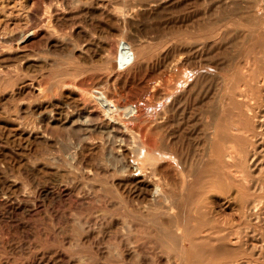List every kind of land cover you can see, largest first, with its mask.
Here are the masks:
<instances>
[{
    "label": "bare ground",
    "instance_id": "obj_1",
    "mask_svg": "<svg viewBox=\"0 0 264 264\" xmlns=\"http://www.w3.org/2000/svg\"><path fill=\"white\" fill-rule=\"evenodd\" d=\"M169 1L13 0L0 141L18 147L0 142V264L25 263L2 255L11 242L32 264H264V0H225L188 33L230 49L215 68L175 58L136 85L125 73L154 61L155 40L124 22ZM32 213L45 225L14 223Z\"/></svg>",
    "mask_w": 264,
    "mask_h": 264
},
{
    "label": "rangeland",
    "instance_id": "obj_2",
    "mask_svg": "<svg viewBox=\"0 0 264 264\" xmlns=\"http://www.w3.org/2000/svg\"><path fill=\"white\" fill-rule=\"evenodd\" d=\"M33 1L34 0H29V4L32 5L33 11L35 12L36 8H35V6H33ZM170 1L168 2L170 4L165 3V5L167 7L164 6V3H162L161 5H158V7L157 6H154V8L152 7L151 8L152 9L151 12L147 13V11L151 10V9H149L147 11L144 10L141 13L137 14L138 16L136 14H131L132 16L128 15V17L129 16L130 17L129 18L127 17V20L125 22H127L128 19H130V18L131 19L127 23L124 22L125 29L127 30V31L125 30L126 33L128 34V31H129L130 33L133 34V32H134L133 35L132 34H130V35L128 34L129 37H133L134 38V36H136L135 38L138 39V37L146 38L147 36H150L149 38H151L152 40L156 41V39H157V42L159 40L158 43L154 41L153 51H152L153 52V57H151L152 60H154V61H150L151 62V63H149L150 67L147 65V66L144 67L145 69H141V68L138 69V67L135 65V62H134L132 64L133 68H130L131 70L129 69L127 71L128 73H125V72L122 73V74H124V73L125 74H129V72H130L131 76L136 74V76H133V80H135L134 82H135L136 85H138V83H139V85H142L143 83H145L147 81V79L149 78V76H151L153 73L159 71L158 69L163 70L167 66L169 67V68L167 67L168 70L172 69V68L175 69L174 65L177 62L176 60H179V62H178L179 65L180 64L183 65L184 63H186L185 64L186 66L183 65L185 67V70L188 67H189L188 69H190V68L193 69V67L195 68L196 66L197 67L195 69L199 68V66H201V69H202V67L203 68L206 67L205 65H207V67L212 66L211 68H215L216 64H214V66H215L214 67L213 63H215V60H217L216 57L220 58L219 55L223 56L224 54H228V52L230 51V49H228V48H226L225 46H222V45H216L215 47L214 46L210 47V45H212V44L210 43V45H209V43H208L209 40H208V42H206V45L208 46V48H206V45L201 44V43L205 44L204 41L206 39H205L204 36H202L203 38L202 37H200V38L196 37L195 40H194V38L191 39L188 36V33H190V31H192V30H196V29H200V28L205 29L207 27L206 25H210L211 24V23L208 24V22H207L208 20L210 22L211 21L213 22V20L219 21V19H221L223 16H225L228 13V11H229V9H228L229 8V4L225 3L226 2L225 0H174V3H173V1H171V2ZM13 8H14V11H13ZM145 11H146L147 14L145 13ZM17 12L18 11L13 6V0H0V40L2 42L5 41V38L3 37V34L4 35L7 34V39H8L10 34L13 32V30L15 28V23L18 22V20H16L14 18V15ZM141 15H142V17H141ZM145 15H146V17H145ZM138 17H139V20L143 18V20L140 21L141 25H140V22L138 20ZM147 17H148V19H147ZM137 20H138L139 24L136 22ZM134 21L136 23H134ZM144 22H145V24H144ZM196 23L197 24L200 23L201 26H200V24L197 25ZM189 24H191L192 26L189 25ZM144 25H146V26L148 25V27H150L148 29V30H152V32H150V34H149L148 30H147L148 27H146ZM187 25L189 27H187ZM202 25H204V26H202ZM195 26H196V28H195ZM95 27H96V25H95ZM133 27L134 28L136 27V28L134 29ZM140 27H141V29H139ZM189 28H190V30H189ZM138 29H139V31H138ZM136 30L138 32H136ZM145 30H146L147 33L145 32ZM173 31L174 32L178 31V32H175V34L177 33V35H175L173 33ZM184 31H185V33H184ZM170 32L173 33V36H175L176 39L173 38V36H172V34ZM145 33L148 34V35H146V37H145ZM182 33H183V35H181ZM115 34L116 33H109V34H107V36L109 38H113V37H116V36H114ZM135 34H137L138 37ZM139 34H141L142 36L139 35ZM164 34L169 35L171 37V39L167 35L164 36ZM185 34H187V35H185ZM159 35L160 36L163 35V36L159 37ZM156 36L158 38H155ZM163 37H165L166 39L165 38L163 39ZM179 37H181V38H179ZM184 37H187L188 40L186 41V38H184ZM74 38H77V37L74 36ZM172 38H173V40H172ZM168 39H170V40H168ZM177 39H179L180 42H178L179 40H177ZM202 39H203V42H202ZM166 40L169 41V42H167ZM176 40H177V42H176ZM171 41H173V42H171ZM181 41H182V43H181ZM188 41L190 43H187ZM161 42L162 43L164 42V43L162 44ZM183 42L186 45H184ZM158 44L161 46V48H159L160 46ZM189 44H190V46L188 47ZM191 44L193 45L194 48L197 47L196 51L198 49L199 50L201 49L202 52L200 53L199 50L197 52L193 51L194 48L192 49V45ZM197 44L201 45V47L199 45H197ZM156 46H157V48H156ZM198 46H199V48H198ZM166 47H168V48H166ZM202 47H204L203 50H202ZM213 47H214V49H213ZM154 48H155V50H154ZM164 48H166V49H164ZM207 49H209V50H207ZM164 50H166V51H164ZM157 51H160V52L158 53ZM194 52H196V53H194ZM217 52L218 53L220 52V53L217 54ZM197 55L200 56V57H198ZM202 55L203 56L205 55L206 57L205 56L203 57ZM215 55H216V57H215ZM118 57H119V59H117V66L115 64L112 65L111 66V70L115 71V72H122L126 65H125V63L124 64H120V61H121L120 55ZM181 57H182V59H181ZM175 58H176V60H175ZM206 58H209V59L207 60ZM155 59H157V60H155ZM212 59H214V61H212ZM171 60L173 62L176 61V62H174L175 64ZM183 61H185V62H183ZM207 61H208V63H206ZM128 62L132 63L133 62V58L129 59ZM152 62L153 63L155 62V63L153 64ZM199 64H201V65H199ZM202 64H204V65H202ZM208 64H209V66H208ZM151 65H152V67H151ZM181 65H180L179 68L177 67L178 68L177 70H179V69H180V71L182 69L184 70V67L181 66ZM154 67H156L155 68L156 70H154ZM167 68L165 70H167ZM140 69H141V72H140ZM132 70H134V71H132ZM151 70L153 72L152 74L149 73V72H151ZM138 72H139V74H138ZM134 77H136V78L134 79ZM143 79L145 80L144 82H143ZM92 81H93L92 77H88L86 79V83L87 84L91 83ZM20 96L21 95H19L18 98H21ZM0 142L6 143L4 145H7L8 148H10V149H15L16 147H18V146H15L10 141L9 142L4 141V139H3V141L1 140ZM35 144H38V143H35ZM16 174L19 176L20 180H24L28 184V182L26 181V177L25 176L19 175L18 173H16ZM262 177H264V174H262ZM28 186H29V184H28ZM36 199H38V196L36 197ZM37 202H38L39 205H41L43 203V200L42 199H38ZM55 204L56 205H60V203L58 201H56ZM15 217L17 218V221H15L14 223H17V222L21 223V224L22 223H28V224H35V225H39V226L40 225H45V223L43 221L44 218H42V214H34V213H32L30 215H26L25 217H22L21 215H18V216L16 215ZM8 224L11 225L8 222V217L4 214L3 207L0 206V227H4L5 225H8ZM14 247H15L14 243H12V242L8 243L7 246L5 247V249L2 251V255L10 257V258H13V259L15 257H17V259H18L17 261L18 262L24 261L25 262L24 264H32L30 262L27 263V258L26 257H21L20 258L16 252H13V248ZM25 255H26V253H23L22 256H25ZM55 264H64V263L62 261H60V262L57 261Z\"/></svg>",
    "mask_w": 264,
    "mask_h": 264
}]
</instances>
